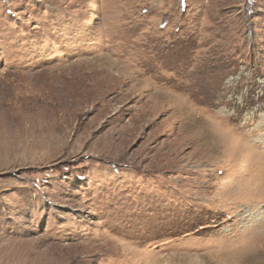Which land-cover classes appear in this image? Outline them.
Here are the masks:
<instances>
[{
  "label": "rangeland",
  "instance_id": "rangeland-1",
  "mask_svg": "<svg viewBox=\"0 0 264 264\" xmlns=\"http://www.w3.org/2000/svg\"><path fill=\"white\" fill-rule=\"evenodd\" d=\"M0 264H264V0H0Z\"/></svg>",
  "mask_w": 264,
  "mask_h": 264
}]
</instances>
